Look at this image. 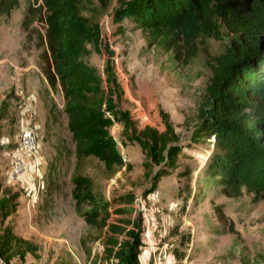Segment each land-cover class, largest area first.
<instances>
[{
    "label": "rangeland",
    "instance_id": "374dc122",
    "mask_svg": "<svg viewBox=\"0 0 264 264\" xmlns=\"http://www.w3.org/2000/svg\"><path fill=\"white\" fill-rule=\"evenodd\" d=\"M132 1L80 6L88 26L99 29L98 48L86 44L80 63L95 72L96 85L113 102L109 133L123 166L110 169L93 157H76L60 88L42 80L45 48L37 49L36 35L29 39L21 29L32 1L19 0L0 17V198L15 204L0 224L8 242L0 264H115L103 256L106 225L85 224L86 204L75 210L76 178L103 203L131 200L129 207L116 205L140 221L134 231L139 264H264V200L242 189L236 195L225 181L228 173L205 172L216 153L214 138L195 134L209 100L211 67L229 49L231 35L222 25L198 35L195 56L185 62L120 16ZM31 28L43 34L37 21ZM109 55L112 88L103 72ZM25 131L36 142L32 154L20 148ZM177 151L175 161L165 163ZM15 160L25 165L20 177L10 171ZM225 188L234 195L226 197Z\"/></svg>",
    "mask_w": 264,
    "mask_h": 264
},
{
    "label": "trees",
    "instance_id": "16d2710c",
    "mask_svg": "<svg viewBox=\"0 0 264 264\" xmlns=\"http://www.w3.org/2000/svg\"><path fill=\"white\" fill-rule=\"evenodd\" d=\"M31 1L21 29L29 39L36 35L37 49L45 48L41 74L51 90L60 88L76 157H93L107 169L123 166L109 133L112 99L96 85L95 72L80 63L85 45L97 49L99 43V29L89 27L80 15L81 4L90 0ZM98 2L104 5L107 0ZM18 4L19 0H0V17H7ZM119 14L152 32L185 62L195 56L193 40L198 35L210 36L218 25L231 35L229 49L211 67L209 100L202 107L195 134L214 138L216 153L209 158L205 172L212 176L228 173L225 181L236 195L242 189L264 200V0H134ZM36 21L43 34L32 30ZM103 72L107 84L114 87L110 55ZM135 140L140 142L138 137ZM178 152L168 153L165 163L172 164ZM73 186L75 210L87 205L82 214L85 224L101 222L107 227L104 258L115 264H139L141 245L134 231L139 232L140 221L127 217L131 209L116 205L129 207L131 200H115L112 206L94 197L84 179H74ZM229 189H223L226 197L234 195ZM10 201L0 198V224L15 211ZM228 227L233 234L232 224ZM7 252L8 242L0 236V259Z\"/></svg>",
    "mask_w": 264,
    "mask_h": 264
},
{
    "label": "built area",
    "instance_id": "2783aa9c",
    "mask_svg": "<svg viewBox=\"0 0 264 264\" xmlns=\"http://www.w3.org/2000/svg\"><path fill=\"white\" fill-rule=\"evenodd\" d=\"M20 148L27 152L33 153L36 149V142L30 131H25L20 138ZM25 170V165L19 160H15L11 166V174L14 177H20Z\"/></svg>",
    "mask_w": 264,
    "mask_h": 264
},
{
    "label": "crops",
    "instance_id": "0c3cea01",
    "mask_svg": "<svg viewBox=\"0 0 264 264\" xmlns=\"http://www.w3.org/2000/svg\"><path fill=\"white\" fill-rule=\"evenodd\" d=\"M26 70H27V72H28V71H29V68H27ZM38 73H40V72H38ZM42 80H44L43 77H42ZM30 83H31V81L28 79V85H30ZM47 87H48V86H47Z\"/></svg>",
    "mask_w": 264,
    "mask_h": 264
}]
</instances>
